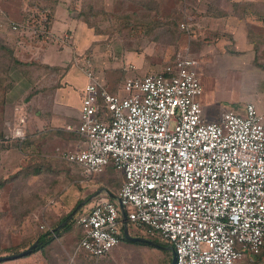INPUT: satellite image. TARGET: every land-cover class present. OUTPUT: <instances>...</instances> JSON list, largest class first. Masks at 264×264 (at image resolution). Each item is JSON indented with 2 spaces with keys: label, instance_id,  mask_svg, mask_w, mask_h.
<instances>
[{
  "label": "built area",
  "instance_id": "built-area-1",
  "mask_svg": "<svg viewBox=\"0 0 264 264\" xmlns=\"http://www.w3.org/2000/svg\"><path fill=\"white\" fill-rule=\"evenodd\" d=\"M46 13L39 11L13 29L33 30ZM180 27L188 30L183 22ZM72 36L70 28L60 39L71 43ZM197 66L189 53H179L156 72L126 77L119 94L98 83L90 58L84 61L88 82L79 122L67 126L83 141L62 156L84 178L112 165L123 182L116 199L100 200L77 216L78 249L99 258L118 244L121 205L128 223L174 250V264L249 263L260 253L264 111L247 102L242 113L224 109L208 120ZM22 123L21 116L9 137H25Z\"/></svg>",
  "mask_w": 264,
  "mask_h": 264
},
{
  "label": "rangeland",
  "instance_id": "rangeland-1",
  "mask_svg": "<svg viewBox=\"0 0 264 264\" xmlns=\"http://www.w3.org/2000/svg\"><path fill=\"white\" fill-rule=\"evenodd\" d=\"M45 1L0 0V137L4 134L9 136L11 129L19 124L20 114H26L24 102L31 101L29 110L27 109L30 112L34 110L35 106L42 107L48 103L49 99L46 96H49V92L44 96L41 91L42 86L53 84L57 76L66 69L63 66L61 72H56L42 66V61L47 53L51 56L57 53L56 49L51 46L53 42L49 40L50 37L44 39L31 30L13 29V25L22 22L31 9L37 8L36 2H41L40 4L43 5ZM56 1H59L58 4H68L70 11L77 12L78 20L94 32L97 42L92 44V49H88L87 56L91 60L92 68L95 60L96 68L101 70L106 80L110 79L104 82L105 88L109 92L112 91V83H115L117 93L123 94L121 87L126 77L130 75L143 76L146 73L158 71L170 64L177 54L183 52L189 53L198 61L197 74L203 86L200 103L204 116L210 121L215 120L224 109H233L241 113L239 111L243 107L244 100L250 95L248 92L252 91L251 94H254L257 88L256 82L250 83L243 75L233 74V69L230 70L228 61L235 59L242 63L250 57V64L258 63L259 60L264 62V52L262 51L264 47L263 0L260 2H254L255 0ZM38 6L40 7V5ZM132 12L137 14L133 15ZM248 13H255L260 19L262 17L263 23L261 22L259 32L256 33V26L252 25L255 24L256 19L251 18L253 16ZM233 17L235 20L237 19L236 21H240L242 18L246 19L243 21H246L247 25L241 23V26L246 27V34L249 38L258 41V43H250V49L247 51H240V46L232 40L231 36H226L225 32L222 31V34L218 31L219 26L224 28L227 19ZM182 22L187 25L188 30L180 27ZM258 34L262 36L261 39ZM73 37L74 31L72 40ZM227 39H230L231 43H224ZM26 42H29L27 44H36L34 46L38 48L35 52L28 50L30 48L25 46ZM47 43H49L48 49L43 47V51H40L41 45L44 46ZM96 46L99 48L98 52L93 51ZM124 55L127 57L124 58ZM234 55L237 57H233ZM13 59L22 60V63L27 64L23 68L24 73H21L12 63ZM50 60L56 62L57 57H52ZM31 62L36 65L32 66ZM7 65L9 66L8 72H6ZM26 73L27 76H37L36 83L28 81ZM66 80L68 83L64 89L60 90L64 95L60 93L56 102L61 101L64 104L68 112V119L72 125L76 126L79 121H77L74 109L76 110L81 104L86 80L83 72L76 67L73 68ZM37 87H40L39 91L41 92L38 93L35 102L33 98H27L25 101L30 90ZM13 89L15 90L13 91ZM22 107L23 111H21ZM103 114L108 116L109 111L104 108ZM35 130L39 131L40 128L30 126L28 133L34 134ZM38 136L40 137L36 139L34 135L29 137L30 142L25 148L26 153L21 156L20 162L13 161V159L16 160L14 157L8 159L7 155L5 158V154L8 153L6 151L10 149L0 150V180L12 176L20 168L24 169L43 159L42 168L45 170L39 177H31L26 180L23 177H17L11 182L5 183L0 190L1 247L33 240L35 235L55 226L62 217V215H57V211L59 212L62 207L60 206L62 203L57 197L67 193L70 188L77 192L74 197L75 202L80 200L85 204L88 201L82 209L83 211H87L103 196L96 194L97 188H93L95 185L83 187L84 185L78 183V180L82 182L84 178L80 169L66 162L62 156V153L69 149L61 144L65 138L64 135L45 133ZM58 136L60 138H57ZM57 145L58 149L55 148ZM34 150H38L40 153H35ZM42 152L45 153L44 156H42ZM52 155L55 160L50 159ZM107 170V174L103 172L94 175L96 177L85 179L92 185L99 177L111 180L121 173L112 165H108ZM110 170L116 174L110 175ZM115 184L110 189L117 196L121 182L119 184L118 181ZM37 194L43 196L41 202L37 198ZM55 200L60 204H55ZM54 207L55 209H53ZM67 230L69 236L66 239V245H74L75 236L81 239L82 231L79 225L72 224ZM130 232L140 233L134 228ZM144 236L151 241L153 238L157 242L161 241L158 236L146 234ZM127 242L125 239H121L120 244L110 250L117 255L124 254L123 264H159L156 260L157 254L161 252L165 255L171 254L170 250L165 251L143 243L129 244ZM160 245L167 246L164 243ZM80 252L88 254L82 248ZM25 256L2 260L0 264H24ZM87 256L89 257V255ZM258 257L259 254L253 258V262L239 264H256Z\"/></svg>",
  "mask_w": 264,
  "mask_h": 264
},
{
  "label": "crops",
  "instance_id": "crops-1",
  "mask_svg": "<svg viewBox=\"0 0 264 264\" xmlns=\"http://www.w3.org/2000/svg\"><path fill=\"white\" fill-rule=\"evenodd\" d=\"M256 1L260 2V0H255L254 2ZM248 14L250 16H253L251 18L256 19L255 24L253 23L252 25L256 26L255 27L256 33L259 32L261 30L260 26L263 23L262 17L260 19V17L257 16L255 13H248ZM77 17H78L77 12L70 11L68 4L59 3L57 5L55 12L52 16L49 35L45 38L47 39L48 37H50L49 40H52L53 42L51 46H53V49H56L57 53L53 56L47 53L46 56L48 58L45 56L42 62L43 64L54 65L60 68L65 66L66 69L63 70L62 74L57 76L55 82L58 81V85L54 89V91H52L49 94L48 96L49 100H48V103H46V105L42 107L35 106L34 110L30 112L28 111L29 110L28 108L30 107L31 101L29 102L25 100L27 101V102H24L25 110L22 107L21 111L24 110L26 114L25 115L23 113L20 114V117L23 116L24 118V124L22 126H24V130L26 133L25 136L28 135L30 137L34 135L36 136L35 137L36 139L37 137H40L38 136L39 134L40 135H44L45 133L61 134V136L62 135L65 136V138L63 139V143L61 144L71 150H74L77 148V146L82 145L83 139L74 130L67 129V126L76 127L77 125L74 126L71 124L70 120L68 119V112L66 111V107L61 101L56 102V99L58 95H60V93L64 95V93L60 92V90L65 88V85L68 83L66 79L68 78L70 73L73 71L74 67H76L77 69L83 72L85 76V80H86L84 84V87H85V85L88 82V76L84 68V61L89 57L87 56L88 49H92V44L93 43L96 44L97 42L95 40L94 32L86 24L85 25L82 24L81 21H79ZM259 19L260 21H258ZM236 20L234 17L228 18L226 25L224 27L225 29L222 26H219L218 31H220V33L222 34L223 32H225L226 36H231L232 40H234V42L240 46V49H239L240 51H244V50L247 51L248 49H250V43L251 44L252 42L258 43V41H256L253 38H249L246 34V31H247L246 27L244 25L241 26V23L247 25L246 21H243L246 19L242 18L240 19V21H236ZM68 28H73V31H74V37L71 43L62 42L60 39V36H62V33L66 31ZM261 37L262 36L260 35V39ZM27 43L29 42H26L25 46L30 48L28 49L30 52H35V50L38 48L34 46L36 44H31V43L27 44ZM224 43H227V44L231 43L230 39H227V41H224ZM48 44L49 43H47L44 46L41 45L39 50L43 51V47L47 50ZM260 44L263 45V43H260ZM253 47L256 48V46H253ZM98 50H99L98 46L93 48L94 52H98ZM262 51L264 52V47L262 48ZM240 53L242 54L243 52H240ZM55 56L57 57L56 62L50 60L52 59V57L55 58ZM238 56L240 57L241 55H238ZM123 57L125 58L127 57V55H124ZM233 57H237V56L234 55ZM250 59L251 58L249 57L247 61L244 60L242 63L241 61H238L235 59H232V60L229 59L228 61L230 70L233 69L232 71L233 74L237 73L238 75H243L246 79H248L250 83L256 82V85H257V88L254 91V94H251L252 93L251 90H250L251 92H248L250 95L247 96V98H245L244 103L242 105L243 107L241 111H239L241 113L243 112L244 106L247 102L254 103L255 106L260 111H264V62L262 60L260 62L259 60L257 64L255 63L250 64V61H249ZM93 64H94V67L91 69L93 70L95 80L105 87L104 82L109 81L110 79L108 78L109 80H106L103 73H101V70H98V68H96L95 60L93 61ZM61 71L62 69L59 70V72ZM101 74H102V78L100 79ZM108 85L110 86V84ZM115 88H116L115 83H112V86H111L112 93L118 92L115 90ZM14 90L15 89H13V91ZM37 96H38V93L37 94L35 93V95L32 97L34 102ZM79 104H80V101H79ZM79 108L80 106L76 110L74 109L75 115L78 118L77 121H79ZM30 126H34L35 128L38 127L40 128V130L39 131L35 130L36 132L34 134H29L28 128ZM57 138H60V137L58 136ZM55 148L58 149V145ZM34 151L35 153L38 152V150H34ZM6 152L8 153L5 154V158H6V155L8 156V159L14 157L16 160L13 159V161H18V162H20L21 156L26 153V152L22 153L21 151L17 149H10V150H7ZM44 154L45 153L42 152L43 156ZM50 159L55 160L54 155H52ZM104 173L105 174L108 173L107 168L105 169ZM109 173L112 176L113 174H116L113 170H110ZM93 177H96V176H91L87 179H90ZM87 179L83 178L82 182L78 180V183H81L82 185H84L83 187H87V185H90L91 187H93L95 185L93 188H97L96 194L98 193V195H103L102 198H99V200L95 202V204L99 202L100 200L108 198L107 196H110L111 198L115 197L116 196L115 193H113L110 188H113L114 186L112 185L115 183H118V181H119V184L120 182L121 184L123 182V176L121 173L120 175L113 177L111 180H109L108 178L99 177L97 179L98 181L96 180L95 184L93 183L92 185L87 182ZM76 195H77V192H75L73 188H70V190L67 193L65 192L64 194H62V196L60 195L59 197H57L62 203L60 204L59 201L57 202L55 200V204L57 205L60 204V206H62L59 212L57 211V215L59 214V215H62L63 217L64 212L66 213L70 211L71 208H73V206L76 203L74 200V197ZM95 204H93L87 211H84V212H88ZM53 209H55V207ZM56 209L58 208L56 207ZM68 216L66 219H68ZM62 222H58L56 226H59ZM66 223L60 226V229L57 231L55 230L56 226L55 228L50 229L51 232H55V234L53 235V238L47 244H45L43 247H40L35 252L27 254V256H25L26 258L23 263L24 264H119V263L123 264V260L125 259L123 253L121 256V255H117L113 251H112L113 253L109 251L104 256H101L99 258H94L91 255L86 254L85 252L84 253L80 252V249L77 248L80 239L77 238L76 236L74 237V240H73L75 242L74 245H66L65 242H66L67 237L69 236V233L67 232L68 228L63 229ZM127 228H128V234L131 237H140V238H145L148 240V237L144 236V234L146 233L142 228H138L134 226L129 228L128 224H127ZM133 228L136 230H139L140 233L139 234L131 233L130 231ZM79 232L81 234L80 230ZM122 236L123 238H120L117 245L120 244L121 239H125L126 241H128L127 243L129 244L143 243V244H147V245L160 248L165 251L170 250V246L168 244H166L167 246L162 247L160 244H162L163 241L155 242L154 240L156 239L154 238L152 239V242L155 243L156 245L125 238L123 235V225H122ZM87 255H89V257ZM168 255H165L161 252L157 254L156 260L158 261L159 264H166V259ZM171 257H172V253H171Z\"/></svg>",
  "mask_w": 264,
  "mask_h": 264
},
{
  "label": "trees",
  "instance_id": "trees-1",
  "mask_svg": "<svg viewBox=\"0 0 264 264\" xmlns=\"http://www.w3.org/2000/svg\"><path fill=\"white\" fill-rule=\"evenodd\" d=\"M58 2L59 1H56V0H46L43 5L40 4L41 2H36L35 5H37V8L30 10V13L22 21V24L30 16L38 17L39 11H46L47 12L46 13V18L44 20L40 21L39 23L34 24V27H33V30L34 31L32 29L27 28V27L20 28L21 31H25V30H28L29 31V30H31L34 33H38V36L39 37H43L45 39L49 35L50 24H51L52 16H53V14L55 12V9H56V7L58 5ZM38 5H40V7ZM132 14L133 15H136L137 13L132 12ZM12 63L16 66V68L21 73H24V69L23 68L27 64L22 63V60H18V59L17 60L13 59V62ZM30 64H32V66L33 65H36L34 62H31ZM255 64H257V62H255ZM8 65H9V63H8ZM8 65L6 66V72L9 71L8 70V68H9ZM42 66L49 68V70L52 69V70H54L56 72L61 69L58 66L48 65V64H43V63H42ZM25 75L28 78V79L26 78L28 81H31L32 83H36L37 76H27V73ZM3 77H6V76L3 75ZM57 85H58V81L57 82H54L53 84H51L49 86H42V90L41 91L43 92V95L46 96L48 94V92L50 94L52 91H54V89L57 87ZM39 88L40 87H37V88H34L33 90H30V94H28L25 97V99L26 100H27V98L28 99H31L35 95V93L37 94V93L41 92V91H39L40 90ZM46 97H48V95ZM28 139H29V136L28 135H26L25 138L20 139V138H11V137L6 136L4 134V135H2L0 137V150H6V149H11V148H16L19 151H21L22 153H25L26 152L25 148L28 146V143L30 142ZM37 153L39 154L40 152H37ZM43 160L40 161L39 163H35L33 165L31 164V165L27 166L24 169L23 168H20L18 171H16L17 173L13 174L12 176H8V177H5L2 180H0V190L2 189V187H3V185L5 183L11 182L13 179H15L17 177H23L26 180L27 178L39 177L40 175H42L44 173V171H45L44 168H42L43 167L42 166ZM36 196H37V198L41 202L42 199H43L42 198L43 196L40 195V194H37ZM107 197L109 199L113 200V198H111L110 196H107ZM79 202H80V200H78L76 202V204L74 205V207L70 211H68L62 218H60L58 222L64 221L67 218V216L72 212V210L75 208V206ZM86 203L81 207V209L75 215H73L67 221V223L63 227V229L69 228L70 225L75 224L77 216L80 215L83 212L82 209L84 208V206L86 205ZM22 218H23V216H22ZM55 226H53L50 229L55 228ZM132 226H133L132 224L128 223V227L129 228L132 227ZM50 229L47 230V231H45V232H43V233H41V234H39V235H35L34 236L35 238L33 240H25L24 242H20V243H18L16 245H7L5 247H1L0 246V256H5V254L18 253V252H20V251L28 248L36 240L38 242V246L31 253L35 252L40 247H43L45 244H47L53 238V235L55 234V232H51ZM121 238H123V236H121ZM154 241L156 242V240H154ZM163 243L166 244L165 242H163ZM170 260H171V254L168 255V257L166 259V264H169L170 263ZM261 263H264V244H263V246L261 248V251L259 253V257H258V260H257L256 264H261Z\"/></svg>",
  "mask_w": 264,
  "mask_h": 264
},
{
  "label": "water",
  "instance_id": "water-1",
  "mask_svg": "<svg viewBox=\"0 0 264 264\" xmlns=\"http://www.w3.org/2000/svg\"><path fill=\"white\" fill-rule=\"evenodd\" d=\"M112 198H115L116 199V196L115 197H112ZM84 205V202H80L73 210L72 212L69 214L68 216V219L71 218L73 215H75L79 210L80 208ZM120 206V212H121V217H122V222H123V235L125 238L127 239H130V240H135V241H141V242H146V243H149V244H154L156 245L155 243H153L152 241L150 240H147L145 238H140V237H131L129 234H128V228H127V217H126V214L124 212V209L121 205ZM66 219L64 222H62L59 226H56L55 230H59L60 229V226L64 225L67 220ZM38 246V242L35 241L33 242L28 248L18 252V253H14V254H10V255H6V256H0V261L2 260H7V259H15V258H18V257H22V256H25L29 253H31L36 247ZM170 250H171V253H172V257H171V261L169 264H174L175 262V252L174 250L170 247ZM261 264H264V263H261Z\"/></svg>",
  "mask_w": 264,
  "mask_h": 264
}]
</instances>
